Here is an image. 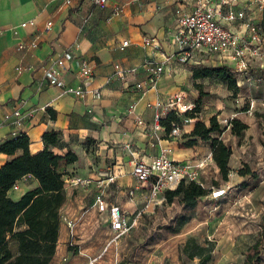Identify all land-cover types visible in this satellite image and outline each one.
<instances>
[{
  "label": "crops",
  "instance_id": "obj_1",
  "mask_svg": "<svg viewBox=\"0 0 264 264\" xmlns=\"http://www.w3.org/2000/svg\"><path fill=\"white\" fill-rule=\"evenodd\" d=\"M194 2L105 0L103 5H97L94 0H0V142L23 131L29 137L30 151L36 152L44 147L43 132L55 130L60 133L59 144L49 147L60 155L67 150L77 155L76 160L67 163L62 159L58 165V169L66 173V198L61 208L72 211L80 205L91 204L99 190L96 179L87 187H72L68 181L74 176L95 178L96 170L105 166L113 167L115 182L124 189L116 191L111 184L109 196L126 209L139 201L146 202L149 187L136 181L131 173L132 163L139 159L148 160L160 152L181 161L206 159L208 163L201 170V176L208 165L218 172L209 142L197 139L193 145L184 144L187 138L183 134L191 131L199 117L181 125L175 135L163 129L154 130L152 126L157 102L166 101L178 92H182L184 101H188L187 93H194L195 84H200L199 79L210 77L194 78V69L216 63L231 67V63L219 60L214 53L197 52L184 63L176 59L178 48L174 36L178 22L175 10L189 11ZM233 8L244 9L255 22L247 0H239ZM225 13L226 9L220 15L224 25L240 31L248 39L243 21H229L225 19ZM29 19L34 23L20 24ZM48 20L51 24L46 28ZM145 37L152 39V43H145ZM125 39L128 44L121 48ZM32 41L37 44L33 46ZM64 49L73 53V58L66 62L69 67L63 75L66 83L78 84L75 77L78 65L89 60L93 64L91 87L100 90L99 97L92 96L90 92L82 96L64 93L44 77L42 66L49 65L51 59ZM165 58L169 62L168 71L163 72L153 85L148 84V71L143 63ZM115 63L134 68V71L127 73L125 81L117 77L109 79ZM139 81L146 85L143 90L138 91L128 85ZM231 93L228 88L227 94ZM237 100L234 97V101ZM224 101H214L217 104L215 110L207 115L205 122L214 113L223 115ZM130 103H133L131 110L128 108ZM232 104L239 107L238 103ZM15 108L21 113L19 124L3 119L5 113ZM47 108L54 110L55 117ZM237 112L239 110L233 111ZM21 152L22 149L15 150L13 154L0 151V165ZM231 155L226 183L235 173L230 163ZM16 181L18 187L7 190L13 199L20 198L25 191L38 185L31 174ZM137 184L141 190L136 188ZM129 188H133L132 195L127 194ZM204 196L212 198L209 194ZM145 202L137 210L142 209ZM67 234V228L60 223L55 252L48 264H88V257L98 251L101 237H94V242L85 245L78 253L66 247ZM8 246L13 254L17 253L16 240H10ZM63 256L67 259L63 260Z\"/></svg>",
  "mask_w": 264,
  "mask_h": 264
},
{
  "label": "rangeland",
  "instance_id": "obj_2",
  "mask_svg": "<svg viewBox=\"0 0 264 264\" xmlns=\"http://www.w3.org/2000/svg\"><path fill=\"white\" fill-rule=\"evenodd\" d=\"M247 4L262 37L246 71L236 76L240 83L237 92L227 94L226 82L212 76L199 79L200 84L193 89L194 93H187L186 97L189 102L195 103L201 91L200 110L193 116L200 120L207 119L217 105L214 101L222 99L225 100V112L220 116L214 113L219 121L238 116L249 123L241 135L231 133L229 127H225L227 129L224 128L220 135L232 149L230 163L235 173L231 179L226 183L221 179L219 170L215 172L211 165L200 177L204 186L210 189L226 187V194L216 198L200 197L195 206L188 208L176 199L168 202L163 193L155 196L147 208H142L136 224L98 262L195 264L198 261L196 252L201 248H211L212 256L206 264H246L249 247L264 227V1L247 0ZM234 97L238 100L234 101ZM232 103H238L239 107ZM234 110L239 112L233 113ZM241 169L249 171L240 174ZM136 188L141 190L138 184ZM144 202L142 200L128 207L131 218L135 217L138 206H143ZM180 217L183 221L175 231L173 229ZM251 252L254 253V250ZM261 256L260 261L253 259L250 264H264V239Z\"/></svg>",
  "mask_w": 264,
  "mask_h": 264
},
{
  "label": "built area",
  "instance_id": "obj_3",
  "mask_svg": "<svg viewBox=\"0 0 264 264\" xmlns=\"http://www.w3.org/2000/svg\"><path fill=\"white\" fill-rule=\"evenodd\" d=\"M238 1L195 0L189 11L183 12L177 8L175 13L178 27L174 36L178 48L175 53L176 59L184 63L194 53H214L219 60L225 63H231V67H229L235 76L242 71H246L250 57L257 52V44L261 40L262 34L251 16L246 15L244 9L235 10L233 8V5ZM104 2L105 0H94V3L97 5H103ZM224 9H226L225 19L229 21L240 19L243 21V29L249 34L248 39L240 31L224 25L220 20L221 11ZM33 23L34 21L29 19L22 21L20 24L27 26ZM50 24L51 21L48 20L45 27L48 28ZM1 31L2 28L0 27ZM144 42L152 43V39L145 37ZM36 44V41H32L33 46ZM127 44L128 40H123L121 42V48ZM72 58V51L70 49H64L51 59L49 65L42 66L44 77L49 83L55 85L64 93L82 96L90 92L92 96L99 97L100 90L91 87L93 64L89 60H83L78 65L75 77L79 83L76 85L66 83L63 78L64 73L69 69L66 62ZM164 61H167V59L165 58V60L158 62L147 60L143 63L144 68L148 71V84L153 85L163 72L168 71L169 62ZM114 68L115 70L109 79L117 77L125 81L127 73L134 71V68L122 67L119 63H115ZM236 83L237 85L240 84L238 80ZM128 85L138 91L143 90L146 86L141 81ZM184 97L185 95L182 92H178L166 101L157 102L158 109L154 114L152 125L154 130H165L160 120L169 111L174 110L178 114H182L185 111L192 110L194 103L184 101ZM128 108L131 110L133 103H130ZM20 114V110L15 108L12 112L5 113L3 119L10 120L11 124H19ZM193 118L197 119V117L182 116L181 124H173L168 133L173 135L177 134L181 125L188 123ZM230 118H223V121H220L223 123L222 126L229 127ZM139 122L141 123V120ZM207 163L206 159L177 160L165 152H160L148 160L139 159L133 161L131 168L132 175L140 185L145 184L149 187V198L144 208L149 206L152 198L163 193L165 189H174L181 180H195L203 184L200 179L201 170L205 168ZM94 179L97 181L99 190L95 194L91 204L80 205L72 211L60 208V223L65 225L68 232L67 239L65 240V245L68 250L80 253L85 248V245L94 242V237H101L102 243L99 251L88 257V264H96L100 258L109 254L120 237L136 224L137 217L142 211V209L137 210L134 215L135 217L131 218V212L109 196L111 192L108 187L111 184H113V188L116 191L124 190L115 182L116 174L111 166L98 168L95 178L92 176H74L68 181V185L72 187H87ZM11 187L14 189L17 188V181ZM226 190V187L210 189L209 196L212 198L221 197L226 194ZM132 193L133 188L127 189L128 195H132ZM62 259L66 260L67 257L63 256Z\"/></svg>",
  "mask_w": 264,
  "mask_h": 264
},
{
  "label": "trees",
  "instance_id": "obj_4",
  "mask_svg": "<svg viewBox=\"0 0 264 264\" xmlns=\"http://www.w3.org/2000/svg\"><path fill=\"white\" fill-rule=\"evenodd\" d=\"M217 77L226 82L232 94L238 89L236 76L231 72L230 67L225 64L201 65L194 69L193 77ZM199 84H195L198 87ZM201 91L194 103L192 110L185 111L181 115L176 111H169L160 121L166 132L170 131L173 124H181L180 116L193 117L198 112ZM52 117L55 112L47 108ZM229 131L235 135H241L247 128V124L238 117L229 121ZM216 114L204 120H196L189 133H184L187 139L184 144L193 145L197 139L209 142L211 154L216 163L221 179H229V157L231 146L220 136L223 129ZM44 147L36 152L29 149L28 135L20 131L12 137L0 142V151L13 154L15 150L22 149L19 155L7 159L0 165V264H48L51 260L58 238L60 225V208L63 205L65 193V172L58 169L59 162L64 159L69 163L77 159V155L67 150L64 155L55 153L49 146L60 142V133L55 130L42 133ZM248 169L239 170L240 174H246ZM31 174L38 185L25 191L20 198L13 199L7 194V190L21 176ZM218 184L217 181H214ZM210 188L198 181L181 180L174 189H165L163 194L168 202L176 199L183 207H193L198 199L209 194ZM183 217L178 219V230ZM17 241V253L13 254L8 243L10 240ZM264 239V227L260 235L249 247L245 263L250 264L253 259L260 261L261 244ZM254 250V253L251 251ZM212 249L201 248L198 254V261L195 264H206L212 256ZM264 261V256H263Z\"/></svg>",
  "mask_w": 264,
  "mask_h": 264
}]
</instances>
